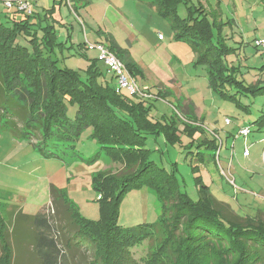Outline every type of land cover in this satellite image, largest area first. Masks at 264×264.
<instances>
[{
    "label": "trees",
    "instance_id": "16d2710c",
    "mask_svg": "<svg viewBox=\"0 0 264 264\" xmlns=\"http://www.w3.org/2000/svg\"><path fill=\"white\" fill-rule=\"evenodd\" d=\"M143 1L169 20L177 39L192 44L213 91L245 112L249 100L264 99L263 79H239L238 69L229 65L227 57L236 49L226 44L225 23L210 20L200 1L192 5L190 0ZM181 4L187 5L186 18L176 13ZM2 14L10 23L0 21L1 127L22 125L23 138L35 141L45 157L59 159L70 155L66 150L72 151L89 128V138L99 146L93 159L104 153L129 173L118 178L103 170L93 177L94 189L100 193L98 221L81 217L66 192L53 184L50 205L26 217L28 233L19 240H10L0 218V264H13L21 241L33 248L39 264H264V219L237 215L212 196L199 177H194L197 199L192 200L182 190L176 163L168 168L152 158L147 139L163 135L165 143L175 145L181 135L193 138L199 127L192 116H184L187 122L182 128L170 117L153 119L152 105L147 107L136 96L100 80L97 60L90 61L83 76L61 67L52 55L60 45L52 24H40L35 14ZM20 38L26 43L18 42ZM107 47L135 79L142 77L127 51L113 43ZM162 95L159 91L157 98ZM69 106L77 108L73 118L67 115ZM254 122L263 127L264 115ZM199 148L217 150L218 145L203 139ZM196 163L191 173L197 171L199 158ZM132 187H147L158 196L161 215L154 225L131 229L117 225L121 199Z\"/></svg>",
    "mask_w": 264,
    "mask_h": 264
},
{
    "label": "rangeland",
    "instance_id": "374dc122",
    "mask_svg": "<svg viewBox=\"0 0 264 264\" xmlns=\"http://www.w3.org/2000/svg\"><path fill=\"white\" fill-rule=\"evenodd\" d=\"M25 1L31 4L32 13L40 24L54 26L56 43L60 45L54 47L52 55L61 67L83 76L90 56H97V51L89 48L97 44L95 39L107 46L113 43L127 51L141 68L142 77L138 76L135 81L146 96L134 99L146 103L147 107L152 105L150 116L153 119L170 117L182 128L187 122L184 116L193 117L192 123L199 127L193 138L181 135L180 144L175 145L165 143L163 135L147 139V147L153 151L152 158L158 165L165 162L169 168L168 165L176 163L182 190L192 200L197 199L194 177H199L210 187L212 196L230 205L241 217L257 207L264 209V126L261 128L254 122L264 115L263 98L249 100L245 112L213 91L206 68L198 61L199 53L189 41L176 38L169 20L150 2ZM198 1L206 8L210 20L225 23L226 44L236 49L227 57L228 62L238 69L239 79L264 80V53L253 43L256 38H264L263 2L190 0L189 5L198 4ZM176 9L179 17L188 16L186 4ZM0 21L9 26L10 22L2 14ZM19 41L26 43L22 38ZM97 64L107 80L116 85L106 66L101 62ZM159 91L163 93L162 99L157 98ZM76 109L69 106V118L74 117ZM225 118L229 119V125ZM21 127L20 124L17 128L12 124L0 125V218L10 240H19L28 233L27 216L50 205V184L66 192L81 217L98 221L100 193L94 189L93 177L107 170L119 178L128 174V169L104 153L99 159H93L99 146L89 138V128L81 133L73 152L66 150L70 155L59 159L45 157L36 149L35 141L22 137ZM243 127L250 130L245 138L239 135ZM203 139L215 141L218 149H200L199 143ZM213 156H217L216 159ZM197 158V171L191 173ZM160 215L158 196L147 187H132L121 199L117 225L123 229L141 224L154 225ZM258 217L264 219V213L259 212ZM16 246L19 249L13 253V264H39L29 244L21 241Z\"/></svg>",
    "mask_w": 264,
    "mask_h": 264
},
{
    "label": "built area",
    "instance_id": "2783aa9c",
    "mask_svg": "<svg viewBox=\"0 0 264 264\" xmlns=\"http://www.w3.org/2000/svg\"><path fill=\"white\" fill-rule=\"evenodd\" d=\"M0 6L5 11H14L21 16H30L33 14L31 4H28L25 0H0ZM253 43L256 48L260 49V51L264 53L263 38H256ZM89 48H93L97 51L98 59L103 62L108 71L111 73L117 90L127 92L128 94L134 96H146L145 92L138 87L135 78L129 73L124 63L107 46L102 43H97L95 46H89ZM229 122V119H225L226 124ZM249 133L250 130L248 127H243L239 130V135L244 138L247 137ZM247 153L248 151L245 149L244 155Z\"/></svg>",
    "mask_w": 264,
    "mask_h": 264
},
{
    "label": "crops",
    "instance_id": "0c3cea01",
    "mask_svg": "<svg viewBox=\"0 0 264 264\" xmlns=\"http://www.w3.org/2000/svg\"><path fill=\"white\" fill-rule=\"evenodd\" d=\"M2 12L3 13H6L5 12V10L0 6V14H2ZM3 16H4V14H2ZM264 39V38H263ZM95 43H102V42H99L98 41V39H95ZM104 44V43H103ZM107 46V45H106ZM83 54V53H82ZM84 56H85V54H83ZM91 57V59H88L89 61H92V60H97V62H101L102 64H103V62L102 61H100L99 59H98V53H97V56H96V58H95V56H90ZM89 64H90V62L88 63V66H89ZM97 66H98V64H97ZM98 68L100 69V67L98 66ZM101 71V70H100ZM144 72V71H143ZM101 78H100V80L101 81H107L109 84H111V82L110 81H108L107 80V77H105V75L103 74V72L101 71ZM111 79H113V77L111 76ZM112 85V84H111ZM116 86V85H115ZM226 119V118H225ZM224 119V120H225ZM230 124V122L228 123V125ZM241 129V128H240ZM216 157L217 156H215V158L214 159H216ZM219 157V156H218ZM201 161H203V160H201ZM228 167V166H227ZM228 169H229V167H228ZM208 188H209V190H210V187L208 186ZM252 209H254L253 207H252ZM259 212H262V213H264V209H261V208H259V207H257V209H254V210H250V214H247V216H249V217H258V213Z\"/></svg>",
    "mask_w": 264,
    "mask_h": 264
}]
</instances>
